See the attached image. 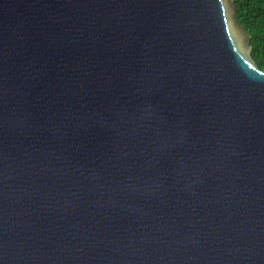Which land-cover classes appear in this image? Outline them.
I'll use <instances>...</instances> for the list:
<instances>
[{
    "label": "water",
    "instance_id": "1",
    "mask_svg": "<svg viewBox=\"0 0 264 264\" xmlns=\"http://www.w3.org/2000/svg\"><path fill=\"white\" fill-rule=\"evenodd\" d=\"M235 0H0V264H264V69Z\"/></svg>",
    "mask_w": 264,
    "mask_h": 264
},
{
    "label": "trees",
    "instance_id": "2",
    "mask_svg": "<svg viewBox=\"0 0 264 264\" xmlns=\"http://www.w3.org/2000/svg\"><path fill=\"white\" fill-rule=\"evenodd\" d=\"M237 18L252 34V57L264 69V0H235Z\"/></svg>",
    "mask_w": 264,
    "mask_h": 264
}]
</instances>
